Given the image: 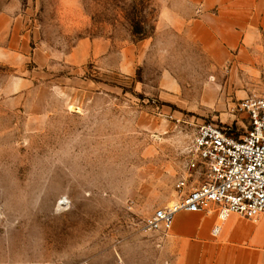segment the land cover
<instances>
[{"label": "rangeland", "instance_id": "rangeland-1", "mask_svg": "<svg viewBox=\"0 0 264 264\" xmlns=\"http://www.w3.org/2000/svg\"><path fill=\"white\" fill-rule=\"evenodd\" d=\"M178 4V0H170ZM163 0H0V264H163L147 219L175 198L204 123L236 137L264 74L163 18Z\"/></svg>", "mask_w": 264, "mask_h": 264}, {"label": "crops", "instance_id": "crops-1", "mask_svg": "<svg viewBox=\"0 0 264 264\" xmlns=\"http://www.w3.org/2000/svg\"><path fill=\"white\" fill-rule=\"evenodd\" d=\"M163 18L185 26L190 38L216 30L219 42L206 44L236 57L235 65L264 74V0H163ZM20 17L0 9V62L16 64ZM216 213L180 211L169 230L160 233L163 264H264V216L232 215L216 236Z\"/></svg>", "mask_w": 264, "mask_h": 264}, {"label": "built area", "instance_id": "built-area-1", "mask_svg": "<svg viewBox=\"0 0 264 264\" xmlns=\"http://www.w3.org/2000/svg\"><path fill=\"white\" fill-rule=\"evenodd\" d=\"M242 107L251 127L241 137L216 123L199 127L174 200L147 219V230H169L180 211L216 213V236L234 214L251 220L264 216V94L244 99Z\"/></svg>", "mask_w": 264, "mask_h": 264}]
</instances>
